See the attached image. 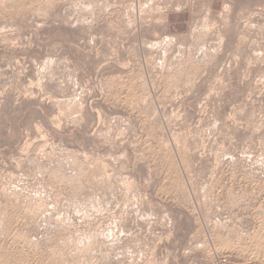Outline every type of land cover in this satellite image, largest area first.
<instances>
[{
  "label": "rangeland",
  "instance_id": "rangeland-1",
  "mask_svg": "<svg viewBox=\"0 0 264 264\" xmlns=\"http://www.w3.org/2000/svg\"><path fill=\"white\" fill-rule=\"evenodd\" d=\"M216 4L0 0V264H264V0Z\"/></svg>",
  "mask_w": 264,
  "mask_h": 264
},
{
  "label": "crops",
  "instance_id": "crops-1",
  "mask_svg": "<svg viewBox=\"0 0 264 264\" xmlns=\"http://www.w3.org/2000/svg\"><path fill=\"white\" fill-rule=\"evenodd\" d=\"M217 1H218V0H212V5H213V4L217 5V4H216Z\"/></svg>",
  "mask_w": 264,
  "mask_h": 264
},
{
  "label": "bare ground",
  "instance_id": "bare-ground-1",
  "mask_svg": "<svg viewBox=\"0 0 264 264\" xmlns=\"http://www.w3.org/2000/svg\"><path fill=\"white\" fill-rule=\"evenodd\" d=\"M22 4H19V6H21ZM204 25H207V24H205V23H203Z\"/></svg>",
  "mask_w": 264,
  "mask_h": 264
}]
</instances>
